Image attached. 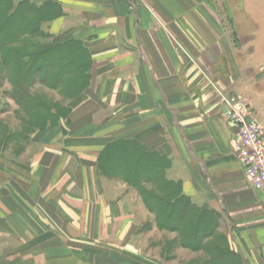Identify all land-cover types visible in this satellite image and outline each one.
<instances>
[{
  "label": "crops",
  "instance_id": "obj_1",
  "mask_svg": "<svg viewBox=\"0 0 264 264\" xmlns=\"http://www.w3.org/2000/svg\"><path fill=\"white\" fill-rule=\"evenodd\" d=\"M254 1L230 5L223 23L215 1L57 0L62 14L44 30L84 46L87 81L56 125L0 136V264L158 262L153 241L174 233L100 168L124 143L162 159L170 186L220 214L242 264H264V190L233 156L224 103L238 94L264 127V3Z\"/></svg>",
  "mask_w": 264,
  "mask_h": 264
},
{
  "label": "rangeland",
  "instance_id": "obj_2",
  "mask_svg": "<svg viewBox=\"0 0 264 264\" xmlns=\"http://www.w3.org/2000/svg\"><path fill=\"white\" fill-rule=\"evenodd\" d=\"M22 1L35 2L34 0H0V24H5V19H9L10 14H12L13 10L16 8V5L22 3ZM206 1H215V3L220 5L221 8H223L222 21L223 23H226L228 22L229 17H231L232 19L235 17L234 13L228 11L229 6H233L235 13H240L244 0ZM47 2L58 3L57 0H43V2L41 3H35L43 4ZM254 3L263 4L264 0H255ZM15 15L16 18H13L9 21V26L7 27V29H11V27H14L17 23H19V21L23 17V14H20L18 11L15 13ZM27 17L30 19V21H35L38 18L36 13L28 15ZM2 35L4 36L5 34H1V36ZM24 38L25 40H21L20 43H17L15 46H13L14 52H12V54L16 58L18 57L21 51H36V53L40 51L43 52L47 49H50V47H52L53 45H56V43H61L60 41L55 39L56 36L53 35L52 37H43L41 36V34L32 33V35L25 36ZM74 48L75 50L79 49L76 45H72L70 47H65L64 50L69 52L71 51V49H73V51H75ZM60 51L61 53H63V50ZM49 53H47V56H49L48 58H41L38 63L34 64L33 70H31L32 72H35V69L39 68V76L41 75L39 79L41 81V78L45 77L46 85L40 84L39 81H37L38 78L34 77L32 82L25 86L26 95H28V97L31 99L24 106H21V103L11 97L12 94L16 98L19 95H17L16 90L12 92L13 86L11 82L7 79L4 80L2 79V77H0V136L2 139L1 142H6V139L18 140V137H20L21 133H26V135H28L29 133H32L38 129H42L46 126L56 125L59 121V118L64 117L66 115L67 110L64 106V99L75 94V90L77 89V83L83 80V70L87 64V57H83V59L79 58L80 60H78L76 59L78 58V54H75L72 63L66 65L65 63L60 61L62 62L61 65L60 63H57L54 60L56 59V56L54 54L50 55ZM63 59H67V57L63 56L62 60ZM15 63L16 62L12 63V66L10 67L11 71H15V66H17ZM47 63H52V66H50V68H47ZM60 65L63 67H60ZM57 72H59V75L56 74ZM57 81H60V83H56ZM52 82L55 83L56 87L52 85ZM234 95L238 96V94ZM163 189L165 191L164 193H158L159 195H161L159 196L160 198H158L159 202L160 199H163V201L166 200L167 195H175L179 192L178 189L171 187ZM162 203V201L160 203L157 202V205L154 206L160 212L161 224H164L166 221L163 216L164 211H162L164 209V207H162L164 203ZM190 214V217L187 216V220L184 221V225H182L183 227L181 231H172L174 233V239L169 240V238H166V236H162L158 237L156 240L153 241V245L158 248L156 254L161 259H156V261L158 262L151 260L152 264H165L167 260H174V264H242L239 257H231V254L228 251V239L225 234L218 230L215 231L212 237L204 239L203 242H200L204 243L203 250H197L201 248L200 244H198L201 240H198V237L196 235H191V237L188 235L190 233L197 234L198 232L201 234V231L203 229L199 228L198 225H196L197 212L193 210ZM209 216L210 218L208 220H205V222L202 221L200 222V224L203 225L205 223L209 227H215L217 222L215 223L214 221H216V219H214L212 214ZM168 223H170L171 225H176L175 220ZM221 224L220 227L223 226V222H221ZM187 239H189L190 241ZM184 243H186V245H189L185 246ZM182 248L190 250V252L186 251L183 253L181 251ZM182 254H184V256Z\"/></svg>",
  "mask_w": 264,
  "mask_h": 264
},
{
  "label": "trees",
  "instance_id": "obj_3",
  "mask_svg": "<svg viewBox=\"0 0 264 264\" xmlns=\"http://www.w3.org/2000/svg\"><path fill=\"white\" fill-rule=\"evenodd\" d=\"M17 11L20 14H23L22 19L14 27H11V29H7V27L9 26V21L13 18H16L15 13ZM34 13L37 14L38 18L35 21H30L27 16ZM61 14V7L56 2L37 4L32 1H22V3L16 5V8L13 10V13L10 14L9 19H5V24H0V77L11 82L13 86L12 92L16 90L17 95L19 94L17 98L14 97L13 94L11 95V97L21 103V106H24L31 99L28 97V95H26L25 86L30 84L34 77L38 78L37 81H39L40 84L46 85L45 77H42L41 81L39 79L41 76H39V68H36L35 72H32L31 70H33L34 64L38 63L41 58L46 59L49 57L47 56V53L50 52V55L54 54L56 56V59L54 60L61 65L62 62L66 65L72 63L75 54H78V58H76L78 60L83 59V57H87L84 46L80 42L71 39L63 41L60 44L55 42L56 45H51L52 47H50V49H47L43 52L40 51L36 53V51H21L17 58L13 56V46H15L17 43H20L21 40H25V36L32 35V33H38L43 37H52L51 34L43 30V26L52 21L54 18L60 16ZM1 34L5 35L1 36ZM72 45H76L79 48L77 49L78 51L75 50V48V51H73V49H71V51L69 52L64 50L65 47H70ZM60 50H63V53H61ZM63 56H66L67 59L62 60ZM13 62H16L15 64L17 65L15 66V71H11L10 69ZM51 64L52 63H47L46 67L50 68V66H52ZM61 65L60 67H63ZM87 68L88 61L83 70V80L77 83L75 94L70 97L77 95L85 85L87 81ZM56 74L59 75V72H57ZM56 83L59 84L60 81H57ZM52 85L56 87L54 82H52ZM99 163L101 171L106 176L120 178L138 191L147 208L155 214L157 227L161 230L181 231L183 227L182 225H184V221L187 220V216L190 217V213L193 210L196 211V225H198V227L202 228L203 230L201 231V234L199 232L197 234L190 233L188 236L191 237V235H196L198 237V240H201L198 243L200 244L201 248H199V246V249L197 250H203L204 243L200 242H203L204 239L212 237L215 231L218 230V227H220V224L222 222L220 214L213 210H200L191 202V200L181 195L180 189L177 185L174 184L173 186H170L166 182L164 177V161L160 158L147 154L139 145L134 143L111 145L103 151ZM150 185H154L155 187L153 189H150L148 187ZM167 187L176 188L179 192L175 195H172L170 193L171 195H167L166 200L164 201L163 199H160V202L162 201L164 203H162V207H164L162 211H164L163 216L166 221L164 224H161L160 212L154 205H157V202L160 203L158 201V198H160L159 196L161 195H159L158 193H164L165 191L163 188ZM211 214L214 219H216V221L214 222H217L216 225L218 227L216 225L215 227H209L205 223L203 225L200 224V222H205V220H208L210 218L209 215ZM173 220H175L176 225H171L170 223H168ZM184 245L187 246L189 244L186 245V243H184ZM228 251L230 252L231 257H238V255L231 251L229 248Z\"/></svg>",
  "mask_w": 264,
  "mask_h": 264
},
{
  "label": "built area",
  "instance_id": "obj_4",
  "mask_svg": "<svg viewBox=\"0 0 264 264\" xmlns=\"http://www.w3.org/2000/svg\"><path fill=\"white\" fill-rule=\"evenodd\" d=\"M226 116L233 129L232 153L251 189L264 190V127L255 107L241 96L224 98Z\"/></svg>",
  "mask_w": 264,
  "mask_h": 264
}]
</instances>
